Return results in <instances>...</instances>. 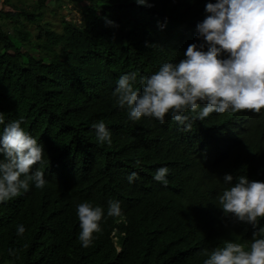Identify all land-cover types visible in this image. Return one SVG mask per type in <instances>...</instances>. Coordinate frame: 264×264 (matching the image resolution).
<instances>
[{
	"label": "trees",
	"instance_id": "16d2710c",
	"mask_svg": "<svg viewBox=\"0 0 264 264\" xmlns=\"http://www.w3.org/2000/svg\"><path fill=\"white\" fill-rule=\"evenodd\" d=\"M85 1L84 23L64 20L62 31L39 24L47 0H18V6L5 0L12 8L0 10V135L22 117L24 130L43 145L46 163L59 158L62 164L59 171L46 167L50 180L43 188L30 184L0 202V264H203L205 251L210 255L226 241L247 248L264 218L256 225L239 221L224 212L218 196L240 175L264 182V109L226 113L239 125L230 150L219 123L228 115L196 120L189 111L187 131L171 113L163 124L154 117L134 123L114 97L121 75L137 72L134 87L140 90V77L178 64L189 45L203 44L206 51L197 25L209 15L206 4L218 0H148L150 7L136 0ZM127 12L146 19L123 25ZM34 24L35 38L28 27ZM100 121L115 134L125 133L128 146L114 134L110 144L99 142L93 125ZM152 137L171 154L166 184L154 179L149 162L136 163V152ZM226 174L234 177L232 184L225 183ZM176 194H186L188 222L164 217L162 208ZM111 201L120 203V216L107 215ZM84 202L104 211L86 248L78 238L77 205Z\"/></svg>",
	"mask_w": 264,
	"mask_h": 264
},
{
	"label": "clouds",
	"instance_id": "9594fccd",
	"mask_svg": "<svg viewBox=\"0 0 264 264\" xmlns=\"http://www.w3.org/2000/svg\"><path fill=\"white\" fill-rule=\"evenodd\" d=\"M64 1L63 7L67 5V0ZM74 1L81 5L82 21L64 20L80 25L84 23V5L87 3L85 0ZM136 2L151 6L148 0ZM205 10L209 15L197 28L199 36L208 45L206 51L203 44L189 45L185 57L179 58L178 64L165 63L154 74L140 77V90L134 87L139 75L137 72L123 74L117 81L114 97L121 107L127 106L129 118L134 123L142 117H154L163 124L166 115L171 113L172 119L184 125L187 131L191 123L185 113L189 111L195 114L192 119L196 120H204L214 112L228 115L219 123L222 124L225 146L234 150L239 125L234 114L226 113L245 110L260 113L264 109V0H218L207 3ZM144 19L134 12H127L122 24L135 21L139 25L144 23ZM45 23L51 24L44 22L42 25ZM31 26L38 29L37 24L29 25V28ZM10 31L12 34L13 31ZM224 54L226 58H222ZM202 104L205 106L201 107ZM3 123L0 118V124ZM22 123V117L11 121L0 135V154L3 156L0 160V202L17 197L22 190L28 191L30 184L38 189L43 188L46 180H50L47 168L62 169L59 158L48 159L46 163L43 145L24 130ZM217 126L214 129L215 141L219 139ZM93 128L99 142L107 141L110 144L114 134L115 137L121 136V142L128 146L127 135L113 133L105 122L95 123ZM85 132L86 128L81 131V136ZM181 151L187 152L188 146H182ZM136 155L139 156L137 164L149 162L155 173L154 179L167 183L171 154L161 142L152 137L150 143ZM42 160L45 167L40 163ZM135 178L136 174L132 173L128 180L132 183ZM233 180L231 174L224 177L227 184H232ZM171 199V206L166 210L162 208L164 217L180 224L188 222L186 194H176ZM218 201L226 214H234L239 221L256 225L258 218H264V182H250L246 176L240 175L234 185L218 196ZM77 215L81 229L78 238L86 248L93 234L99 231L104 211L100 206L84 202L77 205ZM107 215H121L118 201L109 203ZM198 215V211H194L192 219ZM24 232V226L19 225L17 235L22 236ZM121 248L118 246V250ZM205 255L208 258L203 264H264V228L254 233L247 248L239 242L226 241L223 247L213 250L210 255L206 250Z\"/></svg>",
	"mask_w": 264,
	"mask_h": 264
},
{
	"label": "rangeland",
	"instance_id": "374dc122",
	"mask_svg": "<svg viewBox=\"0 0 264 264\" xmlns=\"http://www.w3.org/2000/svg\"><path fill=\"white\" fill-rule=\"evenodd\" d=\"M13 4L17 5L20 4L18 3V0H11ZM29 4H33L35 0H28ZM49 6L48 9L46 10V13L44 12V17L42 22H39V24H42L44 22H50L52 27L55 30L62 31V26H63V20L64 19H73L77 21H82L81 19L83 18V14H81V5L77 3L74 0H67L66 6L64 5L65 1L64 0H49ZM12 6L8 5L5 0H0V10H10ZM54 10V11H53ZM29 27V26H28ZM33 34L34 38L38 33V29L36 27H30L29 28ZM10 31V30H9ZM12 32V31H10Z\"/></svg>",
	"mask_w": 264,
	"mask_h": 264
}]
</instances>
